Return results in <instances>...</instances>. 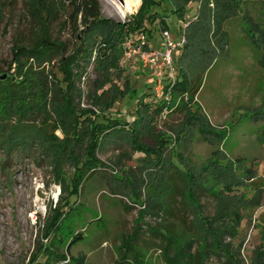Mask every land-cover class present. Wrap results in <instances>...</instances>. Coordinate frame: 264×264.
<instances>
[{
	"label": "rangeland",
	"instance_id": "rangeland-1",
	"mask_svg": "<svg viewBox=\"0 0 264 264\" xmlns=\"http://www.w3.org/2000/svg\"><path fill=\"white\" fill-rule=\"evenodd\" d=\"M43 1L56 10L55 17L54 11L48 15L51 10H45L43 15L49 20V33L63 47L60 54L49 62L39 65L33 59L27 61L26 58L23 62L27 66L32 63L35 69L42 71L48 86L54 88L58 83L65 85L61 82L64 77L60 69L61 61L74 52L76 34L84 26L80 17L77 22L71 19L74 5L70 0ZM99 1L102 14L117 20L126 19L139 9L121 19L112 4ZM263 2L242 0L239 14L224 24L227 45L223 41L217 43L208 34H203L204 38L202 36L192 46L195 50H188L186 59L196 65L195 75L202 81L201 90L191 103L189 95L182 94L174 99L168 110L164 107L160 113L155 111L163 102L157 99L154 92L156 78L137 59L130 58L125 62L122 59L121 70L112 74V82L106 88L114 84L116 88H123L128 77L133 89H136L135 98H119L98 119L105 121V118L115 117L132 122L136 118L137 99L145 93H151L145 97V102L149 105L146 114L153 120L147 133L141 134L140 140L143 143L154 145L156 134L167 135L174 141L176 131L185 129L181 133L183 137L180 142L170 144L167 152L169 159L172 157L178 160L177 153H183L189 164L200 167L215 151L222 150L226 157L224 161L239 160L235 170L244 178V184L230 195L242 200L260 194L261 203L246 208L239 202L237 210L241 211L243 219L239 220V225H235L234 234L223 238L224 246L228 247L224 253L225 258L213 256L206 264H258L264 251V38L260 32L253 31L252 34L259 42L255 43L247 30L251 28V22L256 23L259 29L264 28ZM164 7L169 13L167 23L173 37L185 32V23L188 26L189 22L198 19L199 2L189 4L184 18L171 13L172 5L169 1L164 3ZM209 7L212 8L211 13L216 10L213 2ZM155 26L158 28L154 30L150 42L154 47H162V31L158 22ZM39 29L38 21L30 14L28 0H0V74L8 76V72L12 75L17 72L14 49L17 44H31ZM182 51L183 47L175 50V62ZM204 52L210 57L215 55L208 68L200 62L205 59ZM94 77L93 65L87 67L85 75L76 77V86L82 92L80 101L78 97L76 100L79 108L99 113V106L93 102L96 91L91 80ZM116 90L107 94L104 104L111 97L113 99L112 93ZM50 99L48 118L39 114L32 124L45 132L49 138L45 143L36 138L27 143L26 147L18 146L12 150L7 145H0V264H119L125 252L124 242L133 232L139 211L143 208L149 212L139 222L137 237L131 241L135 249L126 254L123 264H168L162 232L168 227L169 221L175 224L174 229L178 231L189 230L179 216L184 213L183 220L190 222L193 217L191 204L184 203L180 193L175 191L173 198L166 201L168 211L147 202L150 196L161 197L163 194L164 187L158 178L163 170L148 167L145 154L132 149L130 131L103 140L97 152L103 165L82 181L77 195L69 196L75 167L65 162L55 168L53 151L56 147L50 145L64 139L66 133L62 126L56 127L59 121L52 104L57 100L54 93ZM185 102H189L187 107ZM195 102L207 117L209 125L223 132L225 139L209 141L202 137L197 125L189 129L184 126L188 114L196 111ZM10 122L12 126L16 121ZM54 136L59 140H54ZM77 149L81 164L85 159L84 150L82 147ZM246 168L251 169L254 178L247 176ZM197 196L205 215H213L216 210L214 196L204 190H199ZM37 197L38 203L35 202ZM67 201L70 210L65 212L67 216L60 217L59 228L53 230L51 226H54L53 221L57 218L54 210L57 205ZM77 232L83 233L84 238L73 244L70 255H85V262L75 257L69 263H58L54 256L48 258L44 252L46 247L63 254L66 252L65 242ZM61 238L64 241H59ZM169 252L174 254L171 250Z\"/></svg>",
	"mask_w": 264,
	"mask_h": 264
},
{
	"label": "trees",
	"instance_id": "trees-1",
	"mask_svg": "<svg viewBox=\"0 0 264 264\" xmlns=\"http://www.w3.org/2000/svg\"><path fill=\"white\" fill-rule=\"evenodd\" d=\"M70 1L74 5L71 19L77 22L80 17L84 28L76 34L77 43L74 52L61 61L60 69L64 74L61 82H64L65 85L58 83L54 85V88H50L43 72L35 69L32 63L27 66L23 59L26 58L27 61L33 59L41 65L51 61L55 55L60 54L63 46L49 33V20L47 16L43 15L45 10H51L48 15H51L54 11L53 16L55 17L56 10L53 8L54 6H49L43 0H28L30 14L38 21L40 29L31 44H17L14 49V62L16 63L17 72L13 75L8 72V76L0 80V145H7L9 150H12L18 146L26 147L27 143L34 141L36 138L45 143L49 139L46 137L45 132H42L40 127H35L32 124L39 114L46 119L48 118V104L51 100V94L54 93L57 100L52 104L59 121L56 127L62 126L66 137L57 143L52 141L54 145L51 144L50 147H56L53 151L55 153V168L60 167L65 162H69L75 167L69 194V196H72L78 194V187L82 181L98 171L100 166L103 165L97 156L103 140L118 137L121 133H129L130 131L129 137L132 149L145 154L148 167L163 170L161 177L158 178H160V182L164 187V192L160 195L161 197L150 196L147 202L168 211L166 201L173 198L175 191V193H180L184 203L186 202L192 206L190 208L193 211V217L190 222L183 220L184 213L179 216V219L188 226L189 230L182 229L178 231L174 229L175 224L169 221L165 231H161L167 263L206 264L213 256L225 258L224 253L228 250V247L224 246L223 238L225 235L234 234L235 225H239L243 219L241 211L237 210L240 207L239 202L241 201L243 207L246 208L261 203L260 194L242 200L241 198L237 199L235 195H230L244 184V178L237 174L235 170L239 160L227 159V161H224L226 157L223 156L222 150L215 151L200 167L189 164L183 153H177L178 160H174L172 157L169 159L167 152L170 144L172 142L175 145L179 143L183 137H181V133L186 131L185 129L180 132L176 131L174 141L168 138L167 135L156 134L154 145L143 143L140 140L141 134L147 133V128L149 129L148 126L153 120L152 117L148 118L146 114L149 105L145 102V97L151 95V93H145L137 99L136 118L132 122L128 119H122L123 121H121L115 117L105 118L107 119L105 121H99L98 119L103 117L119 98L127 96L132 99L135 98L136 89H133L128 77L125 79L123 88H116V84L106 88V85L112 82V74L121 70V61L126 51L125 42L128 39H132L136 44L141 35L145 34L150 41L154 30L158 28L155 26L157 22L161 31L169 30L167 23L169 13L166 11L167 8L164 7L166 1H169L172 5L171 13H176L180 18L185 17L191 2H200V8L198 19L189 22L185 30L187 42L183 46V51L178 55L177 62H175L178 70L177 79L172 85L166 83L165 86L166 91H171L172 101L170 104L162 102L155 110L159 113L165 106H171L174 99L179 95L188 94L190 103L194 100L202 81L195 75L196 65L186 59L188 50L197 44V40L202 39L203 34H208L217 43L223 41L227 45V32L224 29V24L231 17L239 14L242 9V0H142L137 12L123 20L104 16L101 12L99 0ZM211 2L214 3L216 8L212 13V8L209 7ZM250 25L251 28L247 29L248 34L253 41H256L255 43H259L252 32H260V36L264 38V28L259 29L257 24L253 22ZM76 27L77 33L79 25ZM203 54L205 59H201L200 62L208 68L215 55L210 57L207 52ZM207 57H210V60H207ZM90 65H93V73H95V77L91 80L94 91H96L93 102L99 106V113L92 109H82L77 106L76 97L80 101L82 92L76 86L75 79L77 76L82 77L85 75L87 67ZM37 75L39 76L37 77ZM115 89L117 90L112 93L113 99L111 97L104 104L103 101L107 94ZM187 103L189 102L184 104L186 107L188 106ZM194 106H196V111L188 114L184 126L189 129L193 125H197L202 137L209 141L217 139L222 141L225 139L223 132H218L209 125L207 117L202 114L201 108L196 102ZM12 120L16 122L11 126L10 123L12 122L10 121ZM1 130L7 131V133L1 134L3 133ZM52 138L59 140L56 136ZM78 147H82L85 154V159L81 164ZM220 154L222 156H219ZM245 172L248 177H255V175H252L250 168H246ZM149 174L152 175V173ZM199 190L207 191L209 195L214 196L216 199V210L213 215H205L203 206L197 196ZM69 205V201H67L55 208L54 212L57 218L53 221L54 226H51L53 230L59 228L60 217L67 216L65 212L70 210L71 206ZM67 207L68 210H65ZM146 212H149L147 208L139 211L138 222L133 232L124 242L125 252L119 264H123L126 254L135 249L131 241L137 237L139 222L142 221ZM228 222L231 224H228ZM151 229L153 228L151 227ZM70 238H68V242H65L66 252L63 254L57 250L53 252V249L46 247L44 252L48 258L54 256L58 263L71 262L75 257L70 255L71 248L77 240L83 239L84 235L77 232ZM59 241L64 240L61 238ZM54 246L56 247V244ZM169 250L173 251L174 254H171ZM75 258L85 262V255ZM258 264H264V251Z\"/></svg>",
	"mask_w": 264,
	"mask_h": 264
},
{
	"label": "built area",
	"instance_id": "built-area-1",
	"mask_svg": "<svg viewBox=\"0 0 264 264\" xmlns=\"http://www.w3.org/2000/svg\"><path fill=\"white\" fill-rule=\"evenodd\" d=\"M200 7V2H199ZM187 23L184 24L186 29ZM164 43L162 47H154L145 34H142L138 42L135 44L132 39L125 42V54L123 61L130 58L137 59L140 64L148 70L151 76L156 78L154 92L157 99L162 100L166 104H170L172 99L171 91H166V83L171 85L177 79V66L174 60V52L178 48H182L186 42L185 32H181L178 37H173L170 30H162ZM168 110L169 106H165Z\"/></svg>",
	"mask_w": 264,
	"mask_h": 264
},
{
	"label": "bare ground",
	"instance_id": "bare-ground-1",
	"mask_svg": "<svg viewBox=\"0 0 264 264\" xmlns=\"http://www.w3.org/2000/svg\"><path fill=\"white\" fill-rule=\"evenodd\" d=\"M109 2L115 8L118 16L123 19L128 13L134 12L140 5L141 0H104ZM41 188V187H40ZM56 195V194H55ZM38 203L39 198L35 199Z\"/></svg>",
	"mask_w": 264,
	"mask_h": 264
},
{
	"label": "water",
	"instance_id": "water-1",
	"mask_svg": "<svg viewBox=\"0 0 264 264\" xmlns=\"http://www.w3.org/2000/svg\"><path fill=\"white\" fill-rule=\"evenodd\" d=\"M6 77H7V74H0V79H5Z\"/></svg>",
	"mask_w": 264,
	"mask_h": 264
},
{
	"label": "crops",
	"instance_id": "crops-1",
	"mask_svg": "<svg viewBox=\"0 0 264 264\" xmlns=\"http://www.w3.org/2000/svg\"><path fill=\"white\" fill-rule=\"evenodd\" d=\"M178 35H175L174 37H177ZM201 90V89H200ZM200 90H199V92H200Z\"/></svg>",
	"mask_w": 264,
	"mask_h": 264
}]
</instances>
